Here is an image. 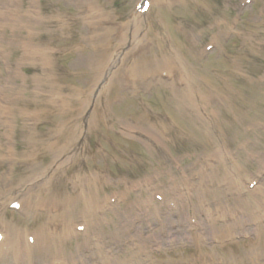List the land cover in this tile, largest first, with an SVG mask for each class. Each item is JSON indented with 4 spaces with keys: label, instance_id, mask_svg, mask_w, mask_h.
<instances>
[{
    "label": "rangeland",
    "instance_id": "374dc122",
    "mask_svg": "<svg viewBox=\"0 0 264 264\" xmlns=\"http://www.w3.org/2000/svg\"><path fill=\"white\" fill-rule=\"evenodd\" d=\"M150 1L0 0V224L44 185L51 264H264V0Z\"/></svg>",
    "mask_w": 264,
    "mask_h": 264
},
{
    "label": "bare ground",
    "instance_id": "6f19581e",
    "mask_svg": "<svg viewBox=\"0 0 264 264\" xmlns=\"http://www.w3.org/2000/svg\"><path fill=\"white\" fill-rule=\"evenodd\" d=\"M15 4V1L13 2ZM6 10L0 9V23L6 20L7 15ZM29 114L31 116H36L40 113V111H37V109L34 108H28ZM9 112V110H6V107L0 104V117L2 119V115ZM66 112H69L70 110H65ZM76 112V110H73ZM24 115L27 119H30L27 116V112H24ZM31 120V119H30ZM29 139L32 140V132H29ZM62 152V148L58 149L56 151V154L60 156ZM71 153V152H70ZM2 165V162L0 161V166ZM29 171V170H27ZM210 176L207 175L206 178ZM12 176L9 180H5L4 177L0 176V190L2 191L5 188L6 183L11 184ZM209 186L207 182L203 183V188L208 189L209 192ZM44 185H39L37 188H29L28 193H25V202L24 207L25 210H31L30 215L32 216H45V219L41 222L39 228H36V238H35V244L30 245L29 243H25L26 237L25 233L28 228H20L17 227V229H11L7 225L3 226L0 224V227L5 228V236L4 239L0 242V264H8L6 261L10 260L11 257L14 259L15 264H19L18 261L21 258L20 251L24 250L25 256L22 257L25 260V264H40L42 261L46 262H52L54 259H67L66 256H64V242H67V238L69 235V227L65 229L64 223H66V220H71V218H65L69 214V210H65L64 208V202H60V208L61 212H59L57 215H54V213H51V210L55 208L57 205L53 200L50 198L47 202L43 203V199L39 196L42 189H44ZM0 191V194H1ZM94 191V190H93ZM92 192V191H91ZM89 192L87 195H82L81 197H77L74 199H68L66 202H71L73 207H76L81 201L83 202V211L84 214L87 217H94L91 215L93 213L94 206L98 205V201H100V198L93 196V194H90ZM3 193V191H2ZM30 195V196H29ZM37 196V197H36ZM205 201H213L215 199H208L204 198ZM97 203V204H96ZM100 203V202H99ZM95 204V205H94ZM38 205H44V210L42 212L36 213L34 209ZM23 206V205H22ZM262 208H264V200L261 204ZM59 208V207H58ZM34 211V212H33ZM2 217V211L0 210V219ZM98 217L95 215V219ZM223 227H230L229 224L222 225ZM218 227L217 223H214V228ZM231 229H226L227 234H230ZM139 237V236H138ZM4 244L8 245V249H4ZM197 245L200 247L202 244L200 242H197ZM79 253V250L76 252V254ZM74 257L76 255L74 254ZM147 258L143 257L142 255L136 257H129L124 258L122 260L115 261L116 264H146Z\"/></svg>",
    "mask_w": 264,
    "mask_h": 264
}]
</instances>
